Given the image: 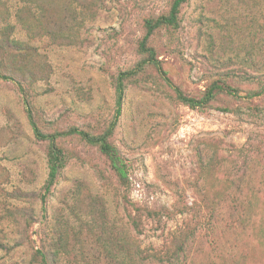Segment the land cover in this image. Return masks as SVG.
I'll return each instance as SVG.
<instances>
[{"label": "rangeland", "instance_id": "374dc122", "mask_svg": "<svg viewBox=\"0 0 264 264\" xmlns=\"http://www.w3.org/2000/svg\"><path fill=\"white\" fill-rule=\"evenodd\" d=\"M171 2L1 0L13 47L0 72L23 83L44 131L100 132L117 74L144 57L146 19ZM149 44L187 95L218 80L239 96L190 108L146 64L127 81L111 137L130 185L97 146L63 139L67 164L45 208L47 142L35 138L18 86L0 78V264H40L38 248L51 264H157L182 240L173 264H264V93L244 96L264 83V0H189L179 27L156 30Z\"/></svg>", "mask_w": 264, "mask_h": 264}, {"label": "trees", "instance_id": "16d2710c", "mask_svg": "<svg viewBox=\"0 0 264 264\" xmlns=\"http://www.w3.org/2000/svg\"><path fill=\"white\" fill-rule=\"evenodd\" d=\"M188 1L189 0H172L170 9L167 13L161 14L156 17H149L146 19V30L139 44L140 52L144 55V57L134 67L126 70H121L117 74L115 79L116 99L114 113L110 122L100 132L93 133L89 130L77 126H71L62 130L56 129L53 131H44V129L38 124L35 118L32 106L25 95V86L23 85V83L9 73L0 72V78L13 81L18 86L19 91L22 93L28 122L31 126L35 138L47 142L46 156L48 175L44 183V192L41 195V201L44 208L48 195L52 192L53 187L58 181L59 175L67 164L68 156L66 153V149L60 143V140L63 139L78 137L83 141L89 143L90 145L97 146L99 150L108 158L109 164L117 175L120 183L124 187H128L130 185L129 165L117 145H115L111 141V137L118 125L123 111L127 81L135 78V76L140 73V71L146 64L149 63L154 65L161 76L165 79V81L174 89L177 99L185 105H188L190 108H204L210 106L214 101L216 95L221 92H226L232 96H239L238 90L236 88L218 80L212 82L200 97L187 95L167 76V71L164 69L161 60L156 56L154 47L149 44L150 38L156 30L163 27H179L181 8ZM20 12L22 13V8L18 7L17 17H20ZM26 28L30 30V27ZM12 40L13 39H11L9 35V29L7 27H4L0 31V55L10 54L9 50L13 47ZM263 93L264 83L259 90L251 91L244 96H246L247 98H253L256 96H261ZM223 110L228 111L231 110V108L223 107ZM249 150L250 148L246 147V153H248ZM236 203V209L238 207H242L243 205L241 201H236ZM240 210L242 211V208ZM243 213L246 214V209L240 213V221L244 224L245 220L242 217ZM183 242L184 241L182 240L180 247H176L172 253H168V256L165 259L158 261L157 264H164L166 261L168 262V264L175 263V258H179V253L184 248ZM145 260H147V258H145ZM34 261L40 264H51L50 260L48 259L47 253L42 248H38L36 250Z\"/></svg>", "mask_w": 264, "mask_h": 264}]
</instances>
